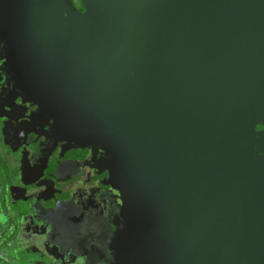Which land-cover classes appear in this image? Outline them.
<instances>
[{
  "label": "water",
  "instance_id": "95a60500",
  "mask_svg": "<svg viewBox=\"0 0 264 264\" xmlns=\"http://www.w3.org/2000/svg\"><path fill=\"white\" fill-rule=\"evenodd\" d=\"M81 2L0 0V34L112 151L118 261L264 264V0Z\"/></svg>",
  "mask_w": 264,
  "mask_h": 264
},
{
  "label": "flooded vegetation",
  "instance_id": "af4514ba",
  "mask_svg": "<svg viewBox=\"0 0 264 264\" xmlns=\"http://www.w3.org/2000/svg\"><path fill=\"white\" fill-rule=\"evenodd\" d=\"M27 73L0 34V264H128L112 151L57 125Z\"/></svg>",
  "mask_w": 264,
  "mask_h": 264
}]
</instances>
